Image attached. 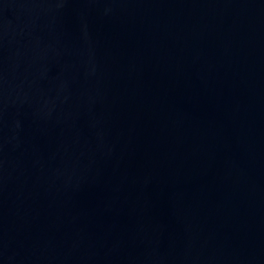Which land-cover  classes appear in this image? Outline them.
Wrapping results in <instances>:
<instances>
[{
	"label": "water",
	"instance_id": "95a60500",
	"mask_svg": "<svg viewBox=\"0 0 264 264\" xmlns=\"http://www.w3.org/2000/svg\"><path fill=\"white\" fill-rule=\"evenodd\" d=\"M0 264H264V0H0Z\"/></svg>",
	"mask_w": 264,
	"mask_h": 264
}]
</instances>
